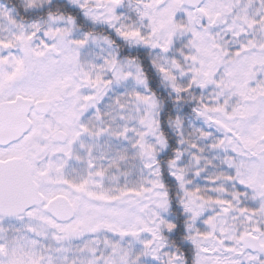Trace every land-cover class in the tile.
Returning <instances> with one entry per match:
<instances>
[{
    "label": "snow or ice",
    "instance_id": "obj_1",
    "mask_svg": "<svg viewBox=\"0 0 264 264\" xmlns=\"http://www.w3.org/2000/svg\"><path fill=\"white\" fill-rule=\"evenodd\" d=\"M0 264H264V0H0Z\"/></svg>",
    "mask_w": 264,
    "mask_h": 264
}]
</instances>
